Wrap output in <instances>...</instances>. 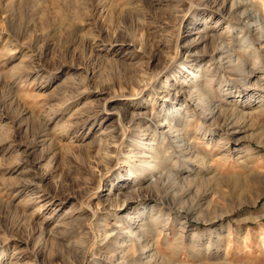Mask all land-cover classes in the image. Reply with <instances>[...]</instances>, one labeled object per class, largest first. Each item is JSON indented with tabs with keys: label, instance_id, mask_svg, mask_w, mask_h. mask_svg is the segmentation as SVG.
Masks as SVG:
<instances>
[{
	"label": "rangeland",
	"instance_id": "1",
	"mask_svg": "<svg viewBox=\"0 0 264 264\" xmlns=\"http://www.w3.org/2000/svg\"><path fill=\"white\" fill-rule=\"evenodd\" d=\"M120 263L264 264V0H0V264Z\"/></svg>",
	"mask_w": 264,
	"mask_h": 264
},
{
	"label": "bare ground",
	"instance_id": "2",
	"mask_svg": "<svg viewBox=\"0 0 264 264\" xmlns=\"http://www.w3.org/2000/svg\"><path fill=\"white\" fill-rule=\"evenodd\" d=\"M248 80H249V78H248ZM247 84H249V82L247 83ZM170 95V94H169ZM176 97V96H175ZM188 123H185V125H187ZM203 135V134H202ZM204 137L206 136L205 134L203 135ZM203 137V138H204ZM180 139L182 140V141H185V138L184 137H180ZM209 142H212V139L209 141ZM188 147V146H187ZM186 147V148H187ZM189 147H188V150H187V152H189ZM163 155V152H162V154L161 153H157V155H156V160H160L161 162H162V160L163 159H165L166 157H163L162 156ZM156 165H153V167H155ZM147 167H149V168H152L151 167V164L150 163H147ZM134 170H135V172H137V170L139 171V167H134ZM182 227V226H181ZM132 230H130L129 231V233H128V236H133V237H129V238H125L124 239V241L123 242H126V241H128V242H133V240H134V238L135 237H138V233H132L131 232ZM110 235V234H109ZM109 235L107 234V233H105V232H103L102 233V238H101V240L99 241V243H100V245H103V247H105L104 245L106 244V246H109V247H111L113 244L112 243H108V241H109V239H111V236L109 237ZM133 238V239H132ZM113 240V239H112ZM122 242V243H123ZM129 244V243H128ZM132 244V243H131ZM125 245V244H124ZM120 260V259H119ZM118 260V261H119ZM122 261V260H121ZM120 264H122V263H120Z\"/></svg>",
	"mask_w": 264,
	"mask_h": 264
}]
</instances>
